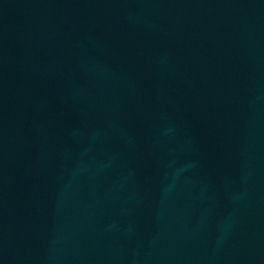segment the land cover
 Here are the masks:
<instances>
[{
  "label": "water",
  "instance_id": "water-1",
  "mask_svg": "<svg viewBox=\"0 0 264 264\" xmlns=\"http://www.w3.org/2000/svg\"><path fill=\"white\" fill-rule=\"evenodd\" d=\"M0 264H264V0H0Z\"/></svg>",
  "mask_w": 264,
  "mask_h": 264
}]
</instances>
